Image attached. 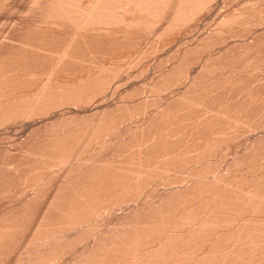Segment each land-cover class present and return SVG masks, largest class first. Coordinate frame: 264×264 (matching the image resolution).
<instances>
[{
	"label": "bare ground",
	"instance_id": "bare-ground-1",
	"mask_svg": "<svg viewBox=\"0 0 264 264\" xmlns=\"http://www.w3.org/2000/svg\"><path fill=\"white\" fill-rule=\"evenodd\" d=\"M240 1L0 0V264H264V0Z\"/></svg>",
	"mask_w": 264,
	"mask_h": 264
},
{
	"label": "rangeland",
	"instance_id": "rangeland-1",
	"mask_svg": "<svg viewBox=\"0 0 264 264\" xmlns=\"http://www.w3.org/2000/svg\"><path fill=\"white\" fill-rule=\"evenodd\" d=\"M241 1H242V3H241ZM240 2H238V3H240L241 5L246 1V2H248L247 0H241ZM245 2V3H246ZM13 2H11L10 4H12ZM10 15V16H9ZM14 17V19H15V15L14 14H10V13H2L1 15H0V40H1V38H3V36L2 35H6L5 33H7V31H9V28L12 26V22H13V20H12V18ZM11 24V25H10ZM10 25V26H9ZM263 35L264 34H262V38H264L263 37ZM260 37V36H259ZM260 40H262L261 38H259ZM258 39V37H257V40L260 42V40ZM263 47V46H262ZM262 47H259V48H261V51H259L260 53H259V55H261L262 53H264V51L262 50ZM263 55V54H262ZM264 65V64H263ZM252 91H254V90H252ZM257 91V90H256ZM255 92V91H254ZM256 93V92H255ZM5 130L3 131V133L5 134ZM0 133H1V131H0ZM0 136H1V134H0ZM4 136H6V134L5 135H3V138H4ZM241 136V135H240ZM239 136V138L237 137V139L235 138V140H232L231 142H229V145L231 146V147H229L230 149H229V151H227L226 153H225V157L228 159V158H230L233 154H234V149H235V152L236 151H241V148L240 147H242L241 146V144L243 145V143L246 141V139H247V135H243V136H245V137H243V136H241L240 137ZM1 139H2V137H1ZM243 141H242V140ZM2 141H3V139H2ZM241 141V142H240ZM1 142V141H0ZM5 142V141H4ZM3 142V143H4ZM236 142V143H235ZM2 142H1V144H3ZM233 145V147H232V145ZM240 144V145H239ZM261 148L263 149V147L261 146ZM240 149V150H239ZM262 149H261V151H262ZM228 152H230V153H228ZM263 152H264V150H263ZM220 156H222V154L220 155ZM241 156V155H240Z\"/></svg>",
	"mask_w": 264,
	"mask_h": 264
}]
</instances>
